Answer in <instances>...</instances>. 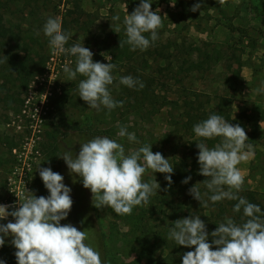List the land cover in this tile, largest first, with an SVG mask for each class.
I'll list each match as a JSON object with an SVG mask.
<instances>
[{
	"label": "rangeland",
	"instance_id": "374dc122",
	"mask_svg": "<svg viewBox=\"0 0 264 264\" xmlns=\"http://www.w3.org/2000/svg\"><path fill=\"white\" fill-rule=\"evenodd\" d=\"M196 2L198 0H151L150 10L162 16V26L157 29L158 38L150 43L149 54L138 49L126 56L114 57L115 37L120 32L125 34L123 19L138 6L139 0H20L16 4L0 0V14L5 26L13 32L0 42V204L16 203L22 192L28 194L27 190L37 197H46L48 191L37 169L50 167L61 174L63 183L71 188L72 208L60 223H71L85 231L88 237L85 243L100 253L102 264H130L137 259L139 247L126 236L128 228L114 221L110 207L97 209L92 205L90 190L83 187L79 176L69 172L59 156L65 151L78 154L79 144L96 136H107L122 144L126 154L143 145H151L154 153L160 152L172 165L187 153L190 133L184 129L183 108L184 102L192 97L191 93L199 92L202 97L214 93L222 95L226 88L225 78L240 76L243 67H250L256 73L262 67L257 59L264 56V0H203L200 10L190 11ZM115 15H119L118 21L112 19ZM49 17L58 18L62 31L69 35L65 47L80 42L93 53L94 62L116 65L112 71L113 84L108 88L113 99L123 101V106L112 110L101 106L96 110L80 99L78 84L84 78L77 74L75 80H69L63 71L65 65L75 69L76 57L54 54L43 34V25ZM144 35L150 37L149 33ZM197 48L207 53L213 49L220 51V62H211L210 70L205 72L188 71L189 63L203 59ZM24 50L29 51L32 59L28 67L31 77L29 72L18 77L9 69L8 60L18 54L17 61H23ZM108 56L111 61L106 60ZM167 56H171L168 61ZM42 61L44 66H41ZM169 62L179 74L177 78L182 79L181 83L175 82L165 71ZM134 72L140 79L133 77ZM129 75L144 87L140 88L137 83L129 88L119 83L120 77ZM25 80H28L26 87ZM243 86L241 79L234 91L227 92L232 96L231 124L248 126L250 131L246 133L245 143L250 144L253 151L249 165H243L244 161L237 165L244 176L237 195L258 205L261 209L258 215L264 219V133L257 126L259 120L263 121L264 112H257L251 118L240 113L243 118L232 119L233 101ZM63 89L69 90L70 103L58 108L57 100ZM43 97L47 102L42 109ZM163 99L172 103L158 109ZM38 117L42 121L34 132L31 127L34 129ZM121 126L134 133L138 143L118 136ZM47 132L57 133L58 137V152L53 161H48L43 153V146L48 142ZM26 164L31 167L29 172L24 170ZM163 176L150 169L143 175L144 182L155 179L160 185L151 198L165 191ZM193 178L195 184L205 187L202 182L205 178L199 174V169ZM198 204L186 203L190 207L188 216H199L210 234L218 226L211 212L216 214L217 211L212 209L199 214ZM229 216L230 212L225 213L226 218ZM160 218L156 213L153 220ZM11 220L8 217L0 221ZM158 221H151V224ZM11 239L5 237L8 248H14ZM208 240L211 243L210 235ZM166 254L157 252L153 264H162ZM142 264L147 261L143 260Z\"/></svg>",
	"mask_w": 264,
	"mask_h": 264
},
{
	"label": "clouds",
	"instance_id": "9594fccd",
	"mask_svg": "<svg viewBox=\"0 0 264 264\" xmlns=\"http://www.w3.org/2000/svg\"><path fill=\"white\" fill-rule=\"evenodd\" d=\"M202 3L203 0H198L190 11L197 12ZM150 7L151 0H139L131 14L125 15L126 40H119V47L128 44L131 50H146L158 38L157 29L162 26V16ZM112 19L118 21L120 17L115 15ZM42 30L54 54L76 57L75 69L65 65L63 71L69 80H75L77 74L84 77L78 84L81 100L96 110L101 106L108 110L123 106V101H115L108 88L114 81V63L94 62L93 53L80 42L65 47L69 35L62 31L58 18L49 17ZM106 60L111 61V57ZM119 83L129 88L137 83L140 88L144 87L130 75L120 77ZM193 132L203 140L219 137L220 142L212 148L204 142L195 143L199 150V174L205 178L202 182L212 194L204 200L196 183L189 188V195L203 207H208V201L236 200L233 211L242 209L247 219L237 224L233 219L225 218L210 234L199 216L172 221L168 238L177 245L194 247L193 251L183 253L181 264H264V219L257 215L261 209L237 195L244 182L237 165L253 155L252 146L245 143L248 137L244 128L229 123L221 115L210 114L193 126ZM118 136H126L130 142L138 143L135 134L129 133L126 127H120ZM79 145L78 154L65 151L59 157L70 173L81 178L83 187L90 190L92 205L97 209L110 207L118 215H130L133 207L148 203L149 197L160 188L155 179L143 181L148 169L165 174L167 185L172 184L173 165L160 152L154 153L151 145L132 149L127 154L122 144L107 136H96ZM37 171L48 195L37 197L27 190V195L22 192L16 196V203L0 204V220L12 218L0 224V246L5 244V237L12 238L10 243L16 249V264H102L100 253L85 243L88 238L85 231L78 230L71 223H60L67 218L73 204L71 188L63 183L64 177L50 167ZM189 180L191 176L181 183L187 184ZM209 235L211 243L208 242ZM0 264L5 261L0 260Z\"/></svg>",
	"mask_w": 264,
	"mask_h": 264
},
{
	"label": "trees",
	"instance_id": "16d2710c",
	"mask_svg": "<svg viewBox=\"0 0 264 264\" xmlns=\"http://www.w3.org/2000/svg\"><path fill=\"white\" fill-rule=\"evenodd\" d=\"M7 1L11 4H16L20 0ZM24 5L26 6L27 2H25ZM12 33L13 32L5 26L4 18L2 14H0V42L8 39ZM119 40H126V34L120 32L116 35L113 48L116 56L114 57L126 56L128 53H132L134 51L131 50V47L128 44H124L123 47H119ZM196 51H198L203 59L189 63L187 66L188 71L205 72L210 70L209 65L211 62L218 64L221 60L220 51L213 49L211 53H207L206 51H201L198 48ZM144 52L149 54L150 48L148 47L146 50H144ZM23 53H25V58L21 62L17 61L18 54H16L12 60H8L10 72L18 74V77H22L23 73L27 74L29 72L28 67H30V62H32V59L29 58V51L24 50ZM170 57L171 56H167L165 59L168 61ZM41 66H44V61L41 62ZM171 66L172 65L169 62L168 66L165 68V71L169 73L171 79L175 80L177 83H181L182 79L177 78L179 74L174 72ZM180 69H182V67ZM28 75L31 77L32 73L29 72ZM133 77L135 79H140V76L137 75L136 72H134ZM240 80V76H236L234 79L225 78L223 84L226 86V88H224L225 90L222 95L214 93L212 96L203 95L204 97H202V94L195 92L193 94L191 93L192 97L184 102L183 112L186 119L184 122V129L186 132L190 133V139L188 140L189 147L187 149V153L184 154L183 157L175 160V163L173 164L174 172L171 176L172 184L170 187L167 185V182L164 179L165 174L163 177H161L163 188L167 189L161 196H155V198L149 197L148 203L133 207L130 215H118L111 208H109V212L112 215L114 221L121 222L128 228L126 236H128L129 239H131L132 242L136 243L139 247V256L130 264H142L143 260H146L147 264H153L157 252L168 253L162 258V264H181L183 253L194 250V247L187 248L180 246L177 245L174 240L169 239V229L172 227V221L188 217L187 211H189L190 207L186 206L187 202L193 201L199 203L188 193L189 188L195 184V180L193 178L194 172L199 169V164L197 162L199 150L196 148L195 143L204 142L209 148H212L215 146V144L220 142V138L217 137L209 140L198 138L193 132V126L207 119L210 114L221 115L226 120H228L229 123H232L229 113L232 104V96L227 94V92L234 91L237 87L238 81ZM27 82L28 80L24 81L25 87L27 86ZM69 93V90H62L61 96L57 100L58 108H63L70 103ZM142 94L144 95L143 92ZM201 97L205 98V102L204 100H201ZM170 103L172 102L163 99L160 103H158V109L165 107ZM46 137L48 142L43 146V153L49 158L48 161H53L55 159V155L58 152L57 133L47 132ZM188 176H191V180H189L187 184L181 183V181ZM198 187L200 189L202 198L204 200H208V196H210L212 193L208 192L206 187ZM206 192L208 195H204ZM237 202L238 201L236 200H229L227 203L223 204L221 202L212 203L211 201H208V207H203L202 205L198 204L197 212L200 211L198 213L202 214L203 211L207 210L213 209L217 211L216 214L211 212V216H213L218 221V225L225 221V213L230 212L229 218L233 219L237 224H241L247 219V217L243 216L242 209L240 212L233 211V207ZM156 213L161 216L159 221L155 219L153 220L154 214ZM262 218L263 216H261V219ZM151 221L158 222L157 224H151ZM0 224H3L2 221H0ZM15 251V248H8L5 246V244L0 246V260L5 261V264H16V258L14 255ZM157 259L160 260L161 257L157 256Z\"/></svg>",
	"mask_w": 264,
	"mask_h": 264
},
{
	"label": "crops",
	"instance_id": "0c3cea01",
	"mask_svg": "<svg viewBox=\"0 0 264 264\" xmlns=\"http://www.w3.org/2000/svg\"><path fill=\"white\" fill-rule=\"evenodd\" d=\"M257 61L262 65L255 73L250 67H243L240 71V78L242 79L243 87L237 92V97L233 101L232 105V119L243 118L240 113H245L248 117H253L257 112H264V56H259ZM259 90V91H258ZM264 115V113H262ZM254 122H257L254 120ZM246 124V123H245ZM257 126L264 133V119L258 121ZM247 129L246 133L250 130L247 125H244ZM252 156L244 161L243 165H249Z\"/></svg>",
	"mask_w": 264,
	"mask_h": 264
},
{
	"label": "built area",
	"instance_id": "2783aa9c",
	"mask_svg": "<svg viewBox=\"0 0 264 264\" xmlns=\"http://www.w3.org/2000/svg\"><path fill=\"white\" fill-rule=\"evenodd\" d=\"M46 102H47V98L46 97H43L42 100H41L42 109H43V106H45ZM41 121L42 120L38 117L37 120H36V125L34 126V129H33V127H31L34 132L36 130V127H38L39 124H41ZM30 168H31L30 165L29 164H26L24 170L26 172H29L30 171Z\"/></svg>",
	"mask_w": 264,
	"mask_h": 264
}]
</instances>
